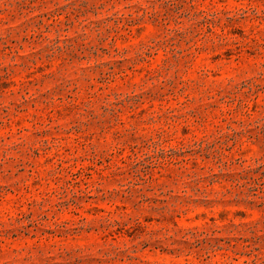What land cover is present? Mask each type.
<instances>
[{
  "label": "rangeland",
  "instance_id": "rangeland-1",
  "mask_svg": "<svg viewBox=\"0 0 264 264\" xmlns=\"http://www.w3.org/2000/svg\"><path fill=\"white\" fill-rule=\"evenodd\" d=\"M0 264H264V0H0Z\"/></svg>",
  "mask_w": 264,
  "mask_h": 264
}]
</instances>
